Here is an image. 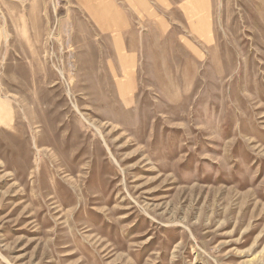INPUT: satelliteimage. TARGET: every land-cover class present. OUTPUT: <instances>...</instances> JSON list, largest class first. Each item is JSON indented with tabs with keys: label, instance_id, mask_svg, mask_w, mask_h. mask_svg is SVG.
Wrapping results in <instances>:
<instances>
[{
	"label": "rangeland",
	"instance_id": "rangeland-1",
	"mask_svg": "<svg viewBox=\"0 0 264 264\" xmlns=\"http://www.w3.org/2000/svg\"><path fill=\"white\" fill-rule=\"evenodd\" d=\"M180 10L0 0V264H264V0Z\"/></svg>",
	"mask_w": 264,
	"mask_h": 264
},
{
	"label": "crops",
	"instance_id": "crops-1",
	"mask_svg": "<svg viewBox=\"0 0 264 264\" xmlns=\"http://www.w3.org/2000/svg\"><path fill=\"white\" fill-rule=\"evenodd\" d=\"M76 1L89 14L91 23L100 31L128 29L120 24L123 17H126V21L129 24L137 22L132 18L146 21L149 14H152L156 11V8L160 7L169 8L170 10L175 8L177 10L179 6L180 9H184L180 10V12L183 11V14L203 13V10H201L203 8V0H181L180 4L176 0L174 4H172V0H120L121 4L118 3V0Z\"/></svg>",
	"mask_w": 264,
	"mask_h": 264
}]
</instances>
